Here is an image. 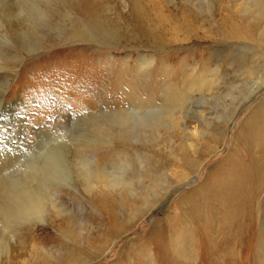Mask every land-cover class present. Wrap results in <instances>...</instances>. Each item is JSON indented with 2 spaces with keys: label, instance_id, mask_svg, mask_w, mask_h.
Here are the masks:
<instances>
[{
  "label": "rangeland",
  "instance_id": "1",
  "mask_svg": "<svg viewBox=\"0 0 264 264\" xmlns=\"http://www.w3.org/2000/svg\"><path fill=\"white\" fill-rule=\"evenodd\" d=\"M48 12L36 29L24 0H0V30L10 33L0 36V87L6 84L3 104L26 121L21 139L33 146L23 153L81 133L101 162L130 166L133 190L102 184L87 193L81 183H69L60 191L68 217L49 212L44 223L8 217L0 205L2 229L5 224L13 238L1 245L0 264H194L191 258L206 252L196 240L222 242L238 234L211 187L236 178L231 170L248 162L250 146L253 162L262 163L256 146L264 130V0H55ZM18 24L21 31L12 35ZM140 54L153 61L146 71ZM134 94L159 105L180 98L176 121L188 114L181 127L174 134L154 130L161 138L174 135V145L168 139L162 148L131 143L111 123L99 131L101 117L122 111L126 102L131 108ZM204 108L215 114L202 124ZM85 117L87 123L72 125ZM5 126L0 154L21 150L18 127ZM208 197L205 209L201 199ZM4 199L1 191L0 204ZM196 205L207 214L204 222L188 217ZM250 216V249L240 260L228 255L225 264L264 263L262 249L255 250L264 233V191Z\"/></svg>",
  "mask_w": 264,
  "mask_h": 264
},
{
  "label": "bare ground",
  "instance_id": "2",
  "mask_svg": "<svg viewBox=\"0 0 264 264\" xmlns=\"http://www.w3.org/2000/svg\"><path fill=\"white\" fill-rule=\"evenodd\" d=\"M54 1L55 0H24V5H26V7L29 5L31 9V13L28 15V18L31 20L28 19V24L34 25L36 29L42 27L40 19L49 18L48 5H50V2ZM255 4L260 8L259 4ZM22 9H24V7H22ZM19 26V24L16 25L12 35L19 34L21 31ZM0 29L3 28L1 27ZM9 34L10 33L7 34V31L3 33V30H0V36L3 39H8ZM2 54L3 53H1L0 50V61ZM150 60V57L140 54L138 62L144 71H146V69L153 63V61ZM0 76H2L1 71ZM205 79L206 78L204 77V81ZM207 81L208 83L213 82H211V80ZM5 92L6 84L4 83L0 87V129L5 125L9 128L18 127L16 133L17 141L21 147H23L21 150L16 149V151L15 149H12V153L1 151L0 154V192L2 191L5 196L4 204L0 205L2 212H9L8 217L11 215L17 217L21 216L23 220L27 219V221L40 223H44L45 216L49 212L50 214H56L57 217H68V212L61 200L62 196L60 191L62 186L66 187L69 183L71 184L67 186L74 183H81L83 190L87 193H91L98 189L102 184L109 191L118 188L132 192V183H129L127 179V171L130 166L127 165L125 161L121 162V166H117L115 163H113L114 165H108L105 162H101L96 153L95 145L88 143V139H86L81 133H79L77 137H74L73 140L61 137L58 140L60 142L57 144H54V141L56 140L53 138V141L47 144L42 145V142L40 146L43 148H41L40 151L35 152L33 155L28 156L26 153H23L33 146L29 143L26 137H23V140L21 139L23 134L20 128L25 126L26 121L19 116L20 112H16V108H13L12 110L3 104ZM139 93L142 94L141 91H139ZM134 95H131V97H135L137 100L131 108L129 102H126L123 107L120 108L122 111H112L109 117L105 119H103L104 117H101L102 121L100 123L101 126L98 127L99 131L102 133L106 131V129L109 131L110 127L107 126V124L111 123L119 129L118 132H120V138H124L131 143H146L151 141V144L162 148L163 145L168 144V141L166 140L168 138H161V129H170V132L172 131L174 134L175 127H181L182 120L188 115L185 114V117H182L181 121L179 120L180 124L176 121L178 108H180V105L178 104H181L180 98L174 96V99H166L164 104L159 105L155 99L152 100L153 98L144 102L145 95ZM138 102H140V104H136ZM198 114L202 119V124H204L211 115L215 114V112L213 109L210 110L204 108L200 110ZM200 114L204 115L201 116ZM107 115L108 113H106V116ZM89 120V118L85 117V119L79 120L81 122L75 120L71 122L72 125L79 126L81 123L85 124ZM182 127L183 132H185L187 130V124L184 123V121ZM154 130L160 134L154 136ZM248 130L250 129L243 130L241 136L246 135ZM148 131H150L149 135H147ZM186 134L187 133H185V137L187 136ZM260 137L261 141L258 146H256V149L260 153L259 161L262 160V163L260 162L261 164L257 167V164L253 162V148L250 146L248 147L250 151L248 162L243 164L238 162V164L234 165V168L231 170L236 173V178L228 186L219 187L217 185V187H211V191L213 190L211 197L216 203L223 205L224 218L229 214L233 223L239 226L240 229L238 234H232L230 240H222V242L196 240L198 241V243H196L197 247L203 246L206 249V252L205 254L200 252L198 255H195L194 259L191 258L190 261H193L194 264H225L228 255L231 258H233V256L237 258V254H240V260V258L242 259L243 251L250 249L249 245L252 240H250L251 237L249 236H251L253 229V224L251 225L253 218L250 216V209L253 208L257 197L264 191V130ZM172 138H175L174 135L173 137H170L171 140L168 139L169 144L171 145L175 143ZM14 152H18L19 155H15ZM27 158L28 160H26ZM201 200H204L202 206L205 209H209L210 205L207 203L209 197L206 200ZM228 201L231 202V209L227 208ZM196 210L201 214H196ZM187 214L191 220L197 222H204L207 217V214L202 213L200 206L197 205L194 208L191 207ZM184 217L186 218L184 215L180 218V222H182V218ZM227 218L230 220L229 217ZM245 228L247 236L242 235V231ZM6 232L7 226L4 224L2 229L0 222V249L2 244L9 240L13 241L12 236L8 235ZM258 242L259 244L255 250L261 253L262 249L264 252V233H261ZM256 254L254 255V261L258 256V253ZM239 260L235 262V264L238 263ZM258 261L260 262V259Z\"/></svg>",
  "mask_w": 264,
  "mask_h": 264
}]
</instances>
